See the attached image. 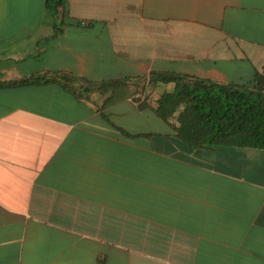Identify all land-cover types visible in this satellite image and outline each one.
I'll use <instances>...</instances> for the list:
<instances>
[{
  "label": "crops",
  "instance_id": "0c3cea01",
  "mask_svg": "<svg viewBox=\"0 0 264 264\" xmlns=\"http://www.w3.org/2000/svg\"><path fill=\"white\" fill-rule=\"evenodd\" d=\"M152 72L264 80V0H0V264H264V149L184 143Z\"/></svg>",
  "mask_w": 264,
  "mask_h": 264
},
{
  "label": "trees",
  "instance_id": "16d2710c",
  "mask_svg": "<svg viewBox=\"0 0 264 264\" xmlns=\"http://www.w3.org/2000/svg\"><path fill=\"white\" fill-rule=\"evenodd\" d=\"M66 3L67 0H46V6L58 26L65 17ZM58 77L60 75H53V78ZM146 81L143 90L148 85H171L170 90L156 94L154 112L164 122L174 121L170 125L176 136L190 147L229 145L264 149L262 76L255 74L253 80L244 86L154 72L149 74ZM116 83H101L99 86L108 87ZM148 95L155 94L151 90Z\"/></svg>",
  "mask_w": 264,
  "mask_h": 264
},
{
  "label": "built area",
  "instance_id": "2783aa9c",
  "mask_svg": "<svg viewBox=\"0 0 264 264\" xmlns=\"http://www.w3.org/2000/svg\"><path fill=\"white\" fill-rule=\"evenodd\" d=\"M141 96H142V94H141L140 92H137V93H135V94L133 95V97H134L135 99H140Z\"/></svg>",
  "mask_w": 264,
  "mask_h": 264
}]
</instances>
